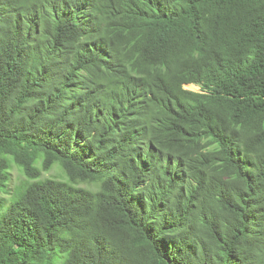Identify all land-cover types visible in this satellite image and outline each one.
Segmentation results:
<instances>
[{
	"label": "trees",
	"instance_id": "16d2710c",
	"mask_svg": "<svg viewBox=\"0 0 264 264\" xmlns=\"http://www.w3.org/2000/svg\"><path fill=\"white\" fill-rule=\"evenodd\" d=\"M0 264H264V0H0Z\"/></svg>",
	"mask_w": 264,
	"mask_h": 264
},
{
	"label": "rangeland",
	"instance_id": "374dc122",
	"mask_svg": "<svg viewBox=\"0 0 264 264\" xmlns=\"http://www.w3.org/2000/svg\"><path fill=\"white\" fill-rule=\"evenodd\" d=\"M187 90L193 91V92H199L200 89L194 86H188L186 88ZM23 182V178L19 176L17 170L13 173V184L15 185H20Z\"/></svg>",
	"mask_w": 264,
	"mask_h": 264
},
{
	"label": "clouds",
	"instance_id": "9594fccd",
	"mask_svg": "<svg viewBox=\"0 0 264 264\" xmlns=\"http://www.w3.org/2000/svg\"><path fill=\"white\" fill-rule=\"evenodd\" d=\"M187 88V87H186Z\"/></svg>",
	"mask_w": 264,
	"mask_h": 264
}]
</instances>
